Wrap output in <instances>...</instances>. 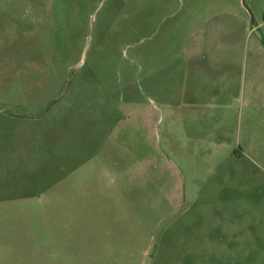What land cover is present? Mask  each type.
<instances>
[{
	"label": "rangeland",
	"instance_id": "1",
	"mask_svg": "<svg viewBox=\"0 0 264 264\" xmlns=\"http://www.w3.org/2000/svg\"><path fill=\"white\" fill-rule=\"evenodd\" d=\"M244 1L0 0V264H264Z\"/></svg>",
	"mask_w": 264,
	"mask_h": 264
},
{
	"label": "water",
	"instance_id": "2",
	"mask_svg": "<svg viewBox=\"0 0 264 264\" xmlns=\"http://www.w3.org/2000/svg\"><path fill=\"white\" fill-rule=\"evenodd\" d=\"M243 6L246 8V10H248V12L250 13V16H251V19H252V27L254 28L256 26V22H255V19H254V16L253 14L251 13L247 3L243 0Z\"/></svg>",
	"mask_w": 264,
	"mask_h": 264
},
{
	"label": "crops",
	"instance_id": "3",
	"mask_svg": "<svg viewBox=\"0 0 264 264\" xmlns=\"http://www.w3.org/2000/svg\"><path fill=\"white\" fill-rule=\"evenodd\" d=\"M240 150H241V154L245 152V150L242 147H240Z\"/></svg>",
	"mask_w": 264,
	"mask_h": 264
},
{
	"label": "flooded vegetation",
	"instance_id": "4",
	"mask_svg": "<svg viewBox=\"0 0 264 264\" xmlns=\"http://www.w3.org/2000/svg\"><path fill=\"white\" fill-rule=\"evenodd\" d=\"M255 27H256V26H255ZM255 27H254V28H255Z\"/></svg>",
	"mask_w": 264,
	"mask_h": 264
}]
</instances>
